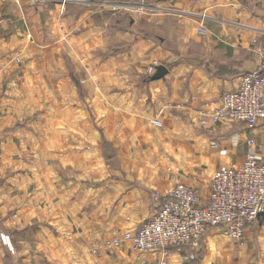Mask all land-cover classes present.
<instances>
[{"label":"crops","instance_id":"obj_1","mask_svg":"<svg viewBox=\"0 0 264 264\" xmlns=\"http://www.w3.org/2000/svg\"><path fill=\"white\" fill-rule=\"evenodd\" d=\"M259 50L264 0H0V264H152L103 242L178 181L206 199L246 138L264 162V122L197 123ZM155 62L168 73L151 81ZM221 235L196 264H264V216L243 242Z\"/></svg>","mask_w":264,"mask_h":264},{"label":"built area","instance_id":"obj_2","mask_svg":"<svg viewBox=\"0 0 264 264\" xmlns=\"http://www.w3.org/2000/svg\"><path fill=\"white\" fill-rule=\"evenodd\" d=\"M258 56L256 68L242 74L237 88L222 95L219 107L197 111L200 126L230 121L255 128L264 122V53L259 50ZM156 67L155 62L148 73ZM247 144L242 165H223L214 171L206 199L196 188L178 181L169 193H155L158 208L151 219L136 230L104 240L103 246L112 250L129 243L138 253H156L152 264H168L176 251L191 264L198 261L203 238L214 228L243 242L247 227L264 216V162L256 153L258 142L248 138Z\"/></svg>","mask_w":264,"mask_h":264},{"label":"rangeland","instance_id":"obj_3","mask_svg":"<svg viewBox=\"0 0 264 264\" xmlns=\"http://www.w3.org/2000/svg\"><path fill=\"white\" fill-rule=\"evenodd\" d=\"M236 137H235V141L237 142V143H235L234 145H236V146H238L239 144H242V140H240L239 139V135H235ZM247 140H248V138H246L245 140H244V144L246 145V147H245V149H243V151H245V153L247 154V152L249 151V147H248V144H247ZM261 147V146H260ZM259 150H260V148H258ZM183 182V181H182ZM192 186V185H191ZM193 187V186H192ZM195 188V187H194ZM222 235H223V233H221ZM221 235V236H222ZM223 238H226V236H223ZM229 238H227V240H228ZM203 244V243H202ZM125 245V244H124ZM181 256L183 257V261H184V263L183 264H188L187 263V261L185 260V258H184V255L181 253ZM198 258H199V260H200V254H198ZM199 260L197 261V262H192L191 264H196V263H198L199 262Z\"/></svg>","mask_w":264,"mask_h":264},{"label":"water","instance_id":"obj_4","mask_svg":"<svg viewBox=\"0 0 264 264\" xmlns=\"http://www.w3.org/2000/svg\"><path fill=\"white\" fill-rule=\"evenodd\" d=\"M167 73H168V69L163 65H159L156 67L155 73L152 74L151 81L159 80L163 78Z\"/></svg>","mask_w":264,"mask_h":264}]
</instances>
